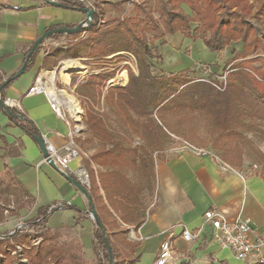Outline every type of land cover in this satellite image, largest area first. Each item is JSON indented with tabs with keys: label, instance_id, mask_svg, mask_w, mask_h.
Masks as SVG:
<instances>
[{
	"label": "crops",
	"instance_id": "1",
	"mask_svg": "<svg viewBox=\"0 0 264 264\" xmlns=\"http://www.w3.org/2000/svg\"><path fill=\"white\" fill-rule=\"evenodd\" d=\"M80 1L91 2L94 7L95 0ZM77 12L46 0H0L2 81L15 76L26 52L47 29L55 25H79L85 16L83 13L81 17ZM65 40V34L58 39H45L33 68L11 80L5 90L6 99L18 102L19 111L33 122L40 136L57 149L67 141L69 128L51 110L43 94L28 97L25 93L35 77L47 71L42 63L52 58L49 48ZM183 47H188L193 53L200 52L206 58L213 55L198 38H184ZM159 153V158L151 166L147 187L130 180L125 174L128 169L120 170L116 181L130 182L128 187H131L132 194L129 201L123 198L126 194L120 188L115 189L106 183L103 190L97 178L98 170H95L94 182L99 192L95 195L98 199L93 197V208L117 248L114 264H154L159 245L168 231L172 233L176 264H259L242 262L231 252L221 249L212 240L211 229L208 226L202 228V222L203 214L208 210L219 211L228 222L246 218L250 220L252 230L264 239V178L229 164L231 171H221L220 163L212 156L196 155L184 148H170ZM70 168L75 172L86 170L81 159L72 161ZM135 168L138 169V165ZM98 169L111 171V168ZM103 181L111 180L104 178ZM0 182H9L16 189L15 196L20 199H30V218L38 209L60 203L91 212L90 201L85 194L43 162L34 138L17 128L1 112ZM127 207L132 209V215L124 223L118 216ZM75 220L79 222L75 224ZM47 223L51 229L70 228L73 238L82 245L85 261L92 264L94 222L90 215L86 218L75 210L66 209L54 212ZM184 229L198 233V236L191 242L184 241L181 237Z\"/></svg>",
	"mask_w": 264,
	"mask_h": 264
},
{
	"label": "trees",
	"instance_id": "2",
	"mask_svg": "<svg viewBox=\"0 0 264 264\" xmlns=\"http://www.w3.org/2000/svg\"><path fill=\"white\" fill-rule=\"evenodd\" d=\"M56 2L73 10L87 8V4L80 0ZM122 2L124 1L120 0L109 4L118 8ZM154 3L159 14L158 19L145 5H140L139 12L142 17H114L102 23L99 21L100 7L94 4L91 24L81 27L76 32L65 34L66 38L77 39L76 43L69 44L65 49L72 59L102 60L122 52L135 57L137 73L128 69L126 85L108 87L103 100L118 107V112L123 114L127 121H132L133 116L137 118L136 120H144L143 131L151 136L152 142L158 141L159 135L156 130H162L153 122L154 112L204 114L215 129L227 135L239 134L241 130H252L258 122L264 123V77L261 70L252 66L255 60H243L235 64L236 59H244L249 54H254L261 45L250 23L245 19L252 11L248 0H154ZM184 7L190 14L185 12ZM257 11L264 15V0H257ZM192 24L197 26L192 29ZM76 26L55 25L45 32L64 27L73 29ZM177 33L188 39L199 38L211 54L221 53L232 45H241V52L233 51L234 57L228 61L231 66L226 69L228 77L223 90H218L204 79H190L183 71L177 74L153 73V62L158 66L164 64L163 54L155 42L163 40L166 35ZM148 34L153 36L152 41ZM62 35L64 34L52 33L47 38L58 39ZM44 40L28 58L24 72L33 68ZM74 46L75 51L72 50ZM30 49L26 52L24 61ZM49 52L57 56L62 51L50 47ZM54 66L51 60H44L42 63L45 69ZM115 74L114 70L104 75H95L82 85L80 91L90 98L98 99L105 81L113 78ZM12 81L0 91V99L3 102L6 99L5 90ZM2 82L0 76V85ZM0 112L32 138L41 137L33 122L18 109H4L0 105ZM84 124L92 138L103 143L113 142V134L106 127L101 115L94 110L85 113ZM91 161L99 168H111L110 172L97 173L100 187L104 190V184L107 183L115 189L120 188L122 193L126 194L123 198L129 201L128 197L132 194L131 187H128L130 182L116 180L120 176V170L135 169L138 163L144 167L146 165L144 159L138 157L134 149L124 148L121 144L115 143L112 151L95 154ZM261 177L264 178L262 175ZM104 178L111 181H103ZM88 179L89 186L85 187V190L93 205V197L99 191L90 167ZM14 193L8 183H0V199ZM94 199L98 198L95 196ZM66 209L75 210L86 218L90 215L89 211L82 212L64 203L38 209L36 215L25 220L21 227L0 233V264H16L17 255H12V252L16 251L17 246H23L21 255L27 264H87L83 257L82 245L77 239L63 240L60 230L48 226V219L54 212ZM130 215L132 209L127 207L118 217L126 223ZM97 218L98 222L92 219L94 222L92 264H110L118 251L104 224L98 216ZM2 220L3 209L0 207V224ZM78 222L79 220H75V224ZM65 229L70 230L68 227ZM32 237L40 238L41 241L37 245H31Z\"/></svg>",
	"mask_w": 264,
	"mask_h": 264
},
{
	"label": "rangeland",
	"instance_id": "3",
	"mask_svg": "<svg viewBox=\"0 0 264 264\" xmlns=\"http://www.w3.org/2000/svg\"><path fill=\"white\" fill-rule=\"evenodd\" d=\"M112 1L116 2L120 0ZM122 1L124 2L120 3L118 8H114L109 4L111 1L95 0L94 4L96 7H100L99 11L101 15L99 21L104 22L114 17H142L139 12L140 5H145L155 18H159L154 0ZM248 2L252 7V11L245 16V19L250 23L261 45L254 54H249L244 59H236L235 64L241 63L243 60H255L252 66L259 68L264 77V15L259 14L257 11V0H248ZM90 3H86L87 8H92ZM184 10L190 14L185 7ZM76 11H78L77 13H81V17L83 16V12ZM84 16L83 20L86 19L85 14ZM196 26L197 24L191 25L192 29ZM147 36L151 41L153 40L151 34ZM76 41L77 39L75 38H66L65 41L52 46L62 52L57 56L52 55L50 59L55 67L47 69L40 76L43 81H47L48 88H53L55 92L62 91L64 97H68L70 100L73 99L77 104L81 117L71 123V125L77 126L75 144L81 151V161L86 168L87 175L89 167L94 173L96 169L99 172L97 165L91 161L92 156L102 151H112L114 144L118 143L124 148L134 149L137 152V156L144 159L146 165L142 168L143 170L140 168L142 165L138 163V169H128L125 171V174L129 176L130 180L145 187L151 179V166L159 158V152L170 148L182 149L185 146L183 142H187L217 157L221 162L235 166L248 173L264 176V123L258 122L252 130H241L239 134L227 135L215 129L209 118L204 114H192L189 112H169L163 114L162 112H154L152 115L153 122L162 130H156L159 138L157 142H152L151 136L143 131L142 123L145 122L144 120H136L137 118L133 116L132 121H127L125 116L118 112V107L103 100L108 87H122L126 85L128 81V69H131L135 74L137 73V61L135 57L129 53L122 52L102 60L72 59L70 53L66 52L65 49L69 44H74ZM183 43L184 37L179 33L166 35L163 40L156 41V46L164 56V64L158 66L153 62V73L177 74L181 72L178 69L184 68L182 71L186 73L188 78L193 80L204 79L218 90H223L227 84L228 71L226 69L231 66L228 64V61L234 57L233 51L241 52V45H232L223 52L209 55L206 58L200 52L193 53L188 47H183ZM72 50L75 51L76 46ZM203 51L205 53V50ZM114 70L116 74L113 78L105 81L104 88L101 91L102 94L98 99L96 97L95 99L90 98L80 91L82 85L91 79V77L104 75ZM123 71L126 72V82L119 76ZM225 73L227 74L225 75ZM11 107L19 109L17 106ZM88 110H94L95 113L101 115L106 127L114 136L113 142L103 143L90 136L84 124L85 113ZM139 160L137 161L139 162ZM139 170L142 171L141 174ZM6 183L11 186L13 191H16L9 182ZM146 193L149 194V189H147ZM15 194L7 195L0 199V207L3 209L0 233L11 231L18 223H23L30 218L29 211L32 208L30 199H20ZM23 208L25 209L22 210ZM60 234L63 240L73 238L69 230L61 229ZM40 241V238L32 237L31 245H37ZM18 258L17 256V259H15L16 264H19ZM22 259L24 258L22 257ZM86 263L89 264L88 262ZM25 264H27V261ZM112 264L114 263L112 262Z\"/></svg>",
	"mask_w": 264,
	"mask_h": 264
},
{
	"label": "built area",
	"instance_id": "4",
	"mask_svg": "<svg viewBox=\"0 0 264 264\" xmlns=\"http://www.w3.org/2000/svg\"><path fill=\"white\" fill-rule=\"evenodd\" d=\"M54 1V0H50ZM102 23V22H100ZM227 73H225L226 75ZM224 82V81H223ZM47 81H43L42 77L38 75L32 85L28 88L25 95L33 96L43 94L49 103L51 110L55 115L63 121V123L69 128V134L67 141L61 148H55L45 138V146L47 150V157H43V162L48 163L50 160L53 164V168L61 173L65 177H73L82 183L85 187L89 186L88 175L84 169H79L77 172L72 171L70 163L74 160L81 159V151L75 144V134L77 133V126H72L71 123L77 121L80 117V111L77 108V104L72 101L79 111L78 114L69 110L65 104L62 91L55 92L53 89L49 91ZM54 92V93H51ZM69 100V99H68ZM13 100L10 98L5 99V103L9 108L11 106H17L20 110L19 104L16 101L15 104H10ZM66 111V113H65ZM67 114V115H66ZM72 126V128H71ZM184 143V149L190 151L196 155H208L212 156L216 161L220 163L221 171H231L232 168L225 162H221L217 157L209 154L203 149L194 147L187 142ZM22 223H18L16 227H21ZM208 226L211 229V237L216 244L224 250L231 252L240 261L245 263H259L264 264V257L262 256V250L264 248V239L254 232L250 226L249 219L237 218L233 222H228L224 215L216 210H208L203 214L202 228ZM166 238L160 243L157 258L154 264H176V257L174 255L172 244V233L167 232ZM191 233L187 229L182 231V239L187 242H191L198 236ZM131 237L135 239L133 233ZM36 244V243H34ZM12 255H17L18 263L25 264V260L21 257V247L17 246L16 251L12 252Z\"/></svg>",
	"mask_w": 264,
	"mask_h": 264
},
{
	"label": "water",
	"instance_id": "5",
	"mask_svg": "<svg viewBox=\"0 0 264 264\" xmlns=\"http://www.w3.org/2000/svg\"><path fill=\"white\" fill-rule=\"evenodd\" d=\"M48 3H52L56 6H62L60 5L59 3H57L56 1H50V0H46ZM81 12H83L85 15H86V19L83 20L79 25H77L75 28L73 29H68V28H61V29H57V30H53V31H50V32H45L43 33L33 44V46L31 47L29 53L27 54V57L25 59V61L23 62L22 66L20 67V69L17 71V73L15 74L14 77H11L7 80H4L2 82V84L0 85V91L11 81L13 80L14 78L16 77H19L23 71H24V68L26 66V63H27V60L28 58L30 57V55L33 53L34 49L44 40L46 39L49 35H51L52 33H60V34H70V33H73V32H76L78 31L81 27H86V26H89L91 24V21H92V18H93V14H94V10L92 8H85V9H82L80 10ZM0 105L2 108L4 109H8V105L5 103V101H1L0 99ZM34 140L36 141V143L38 144L39 148H40V151L43 155L44 158H46L48 155H47V150H46V146H45V141L42 137H35ZM48 164L51 165L53 167V164L50 160H48ZM54 169V168H53ZM67 180L72 183L79 191H81L82 193L85 194L86 198L89 200V195L88 193L86 192L85 190V186L80 183L78 180L72 178V177H66ZM90 201V200H89ZM90 204V208H91V212H90V217L91 219L95 220L96 222H98V218H97V215H96V212L93 208V205L91 204V202H89ZM102 229V228H101ZM102 232L104 234V230L102 229ZM110 264H112V261H110Z\"/></svg>",
	"mask_w": 264,
	"mask_h": 264
},
{
	"label": "bare ground",
	"instance_id": "6",
	"mask_svg": "<svg viewBox=\"0 0 264 264\" xmlns=\"http://www.w3.org/2000/svg\"><path fill=\"white\" fill-rule=\"evenodd\" d=\"M119 76L122 78V80L124 82H126V72L125 71L121 72V74ZM52 90L53 89H49V91H52ZM51 93H54V92H51ZM68 99H66V100L64 99L65 104L67 105V107L69 108L70 111H72L73 113L78 114L79 112H78L76 106L73 104L72 100H70V99L68 100ZM10 104H13L14 105L15 102L12 101V102H10Z\"/></svg>",
	"mask_w": 264,
	"mask_h": 264
}]
</instances>
